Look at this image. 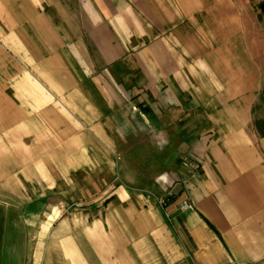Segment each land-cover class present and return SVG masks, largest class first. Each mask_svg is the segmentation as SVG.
<instances>
[{"label":"crops","instance_id":"obj_1","mask_svg":"<svg viewBox=\"0 0 264 264\" xmlns=\"http://www.w3.org/2000/svg\"><path fill=\"white\" fill-rule=\"evenodd\" d=\"M243 28L237 0H0V264H264ZM139 135L156 193L114 154Z\"/></svg>","mask_w":264,"mask_h":264},{"label":"rangeland","instance_id":"obj_2","mask_svg":"<svg viewBox=\"0 0 264 264\" xmlns=\"http://www.w3.org/2000/svg\"><path fill=\"white\" fill-rule=\"evenodd\" d=\"M237 3L240 6L244 26L243 29L247 41L250 43L251 47H253L255 54L258 55L259 59L261 58L264 64V0H237ZM262 97L263 99H261ZM254 117L255 119L264 118L263 91L259 96V101L255 105ZM143 139H145V136L139 135L138 137H134L133 140H130L131 142L125 140L127 142L125 144L120 141L122 142V146H119L114 154L115 157L121 159L119 160V169L121 173L127 174L128 170L126 168L130 167V165L136 166L137 172L141 173V177H139V182L137 183L138 186L141 188H148L156 193L160 190L151 187L149 184L147 185V182L150 181V179L147 178L149 171L145 169L148 163H146V155L149 153V155H151L150 157L154 156V149L150 145H147ZM133 144H136V146H132ZM149 165L150 163H148V166ZM120 180L124 179L121 178ZM61 198L65 199V202L71 203L68 196L61 195ZM76 201L77 200H74V202Z\"/></svg>","mask_w":264,"mask_h":264},{"label":"built area","instance_id":"obj_3","mask_svg":"<svg viewBox=\"0 0 264 264\" xmlns=\"http://www.w3.org/2000/svg\"><path fill=\"white\" fill-rule=\"evenodd\" d=\"M184 164L187 166V167H189V168H191V167H193V165H194V163L191 161V160H185L184 161ZM167 197H171V196H173V193L171 192V191H169L168 193H167V195H166ZM159 203H161V204H165V199L164 198H160L159 199ZM181 207L183 208V209H189V208H191V204H190V202L189 201H184L183 203H182V205H181Z\"/></svg>","mask_w":264,"mask_h":264},{"label":"trees","instance_id":"obj_4","mask_svg":"<svg viewBox=\"0 0 264 264\" xmlns=\"http://www.w3.org/2000/svg\"><path fill=\"white\" fill-rule=\"evenodd\" d=\"M262 91L264 93V86H263V90ZM261 99H263V97ZM254 126H255V129L257 130L258 134L260 136H264V118L254 119ZM169 198H172V196L164 198L165 199V203H167V200Z\"/></svg>","mask_w":264,"mask_h":264}]
</instances>
